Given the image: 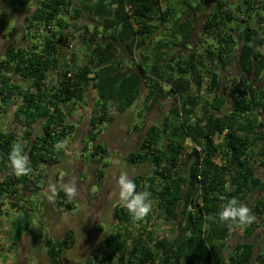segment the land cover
I'll use <instances>...</instances> for the list:
<instances>
[{
  "label": "trees",
  "instance_id": "trees-1",
  "mask_svg": "<svg viewBox=\"0 0 264 264\" xmlns=\"http://www.w3.org/2000/svg\"><path fill=\"white\" fill-rule=\"evenodd\" d=\"M29 1L34 7L23 26L34 38L25 43L23 32V44L10 42L0 59V111H12L20 124L32 168L27 176L12 174L7 157L16 134L0 131V218L6 214L4 200L19 212L4 231L9 241L32 231L34 209L24 189L40 190L39 171L62 161L64 147L55 145L74 133L76 117H70L92 89L96 99L81 151L103 172L108 164L105 147L96 142L100 124L140 100L151 108L169 97V108L126 157L135 165L151 164L150 173L129 176L137 191L152 193L150 213L133 220L116 203L103 251L81 264H264L263 247L248 240L228 244L236 224L216 215L223 199L242 202L264 191L255 168L264 169V0H231L233 5L227 0H10L9 5L25 13ZM199 13L204 18L195 34ZM73 42L81 50L75 51ZM229 67L237 75L227 76L228 85L221 86ZM103 172L98 169V182ZM56 196L60 205L73 207L62 188ZM248 208L264 221L263 195ZM152 218L170 223L171 238L150 224ZM254 227L253 221L245 225L247 237ZM73 242L71 230L61 238L47 237L51 262Z\"/></svg>",
  "mask_w": 264,
  "mask_h": 264
},
{
  "label": "rangeland",
  "instance_id": "rangeland-1",
  "mask_svg": "<svg viewBox=\"0 0 264 264\" xmlns=\"http://www.w3.org/2000/svg\"><path fill=\"white\" fill-rule=\"evenodd\" d=\"M227 1L230 5H233L231 0ZM9 2L10 0H0V34L2 36L5 35V32L24 34L28 29L27 26H23V18L30 13L31 8L34 6H31L27 13H16L13 8H10ZM203 18L204 16L199 13L194 20L195 34L201 30ZM82 21L90 23L87 19ZM26 35L25 43L32 41L34 38V32L32 31ZM6 37H9V34ZM6 37L0 38V59L7 47ZM10 42L12 41L10 40ZM23 42L20 41V38L16 40L18 45H22ZM73 48L75 51L81 50L75 42H73ZM134 58L137 59V56ZM229 68L230 72H222L224 77L221 86L228 85L227 76L237 75L235 67ZM255 85L260 86L261 82ZM143 91L145 92V90ZM168 98L165 97L151 108H144L142 101H137L126 112L121 114L114 112L115 117L112 120L99 125L96 142L105 147L103 161L108 164L103 172V167L95 169L96 165L100 166L98 162L96 164L87 163L86 160L90 156L86 155V158H84L81 151L87 134L91 108L96 99L95 91L90 89L83 108L76 109L74 116L70 117L71 120L76 117L74 118L76 127L74 133L65 139L64 150L66 154L62 161L57 165L46 166L45 169L39 171L40 177H38L36 183L40 190H37L36 194L24 189V197L31 199L30 207L34 209L31 219L29 218L32 231L27 230L25 234H22L19 241H15L16 243L9 241L10 237L7 238L4 231L7 230L9 221L13 220L19 212H15L14 209L11 210L9 204L5 200L3 201L2 209L6 214H3L0 218V264H81L85 258H92L95 254L99 255L103 251L104 238L113 231L112 226L115 222L112 209L118 203L116 178L122 172H126L129 176L150 173L151 164L149 162L135 165L128 162L126 157L129 152L138 149L148 126L162 123L169 108ZM141 110H143V113L139 115ZM77 119L80 121H76ZM15 121L12 111L10 113L0 111V131H13L16 134L15 142L24 145L23 139L20 138L21 126ZM134 125H137V128L134 129ZM96 142L92 143L95 145ZM255 166L258 175L264 179V169L257 164ZM98 169L101 173L103 172L100 182H98L96 176ZM2 174L5 173L2 172ZM66 184H75L77 189L76 196L68 198L73 206L72 208L60 205L57 202L58 197L56 195L54 199H48L52 186H55L57 192L59 188H63V185ZM259 195L264 196V191H257L255 195L250 193L242 200V203L248 207L253 199ZM158 220V218H152L150 224L156 225L157 223L156 226L159 232L162 233L161 230H163L165 231L164 234H168V237L171 238L170 233L173 229L172 226L170 227V223ZM253 223L255 230L248 237L245 234V226L242 227L236 224V227L232 229L230 236L227 238L228 244L235 245L238 242L248 240L256 244L257 248H264V221L254 217ZM67 230L73 232V245H69L68 248L64 249L57 263L53 260L51 262L44 240L47 237L61 238Z\"/></svg>",
  "mask_w": 264,
  "mask_h": 264
},
{
  "label": "clouds",
  "instance_id": "clouds-1",
  "mask_svg": "<svg viewBox=\"0 0 264 264\" xmlns=\"http://www.w3.org/2000/svg\"><path fill=\"white\" fill-rule=\"evenodd\" d=\"M2 38H4V36H2ZM7 40L5 42H7ZM9 43L10 41H8L7 45ZM65 144L66 141H61L55 145V148L59 150L63 148ZM7 163L12 174L17 177L27 176L32 171L29 156L25 151L24 145L20 142H14L11 145L8 152ZM116 187L118 203L126 210L133 220H140L150 213L152 209V193L147 189L137 191V184L126 172H122L118 175L116 178ZM62 190L68 198H73L77 194L75 184L63 185ZM55 195L56 188L52 186L48 199H54ZM216 215L221 222L234 223L239 226L250 224L254 219L247 205L234 197L223 199L222 203L218 206Z\"/></svg>",
  "mask_w": 264,
  "mask_h": 264
},
{
  "label": "crops",
  "instance_id": "crops-1",
  "mask_svg": "<svg viewBox=\"0 0 264 264\" xmlns=\"http://www.w3.org/2000/svg\"><path fill=\"white\" fill-rule=\"evenodd\" d=\"M8 1V0H7ZM211 1H213V0H211ZM4 3H5V1H4ZM31 3V1H29V3H28V10H29V8L31 7V6H33L32 4H30ZM25 13H27V12H25ZM26 16V15H25ZM25 16H24V18H25ZM203 16V15H202ZM24 18H23V20H24ZM8 34H9V37H6V36H8ZM6 37V40L7 41H10V40H13L14 41V39L15 40H18L19 38H20V41H23V34H16V33H7V32H5V35H4V38ZM0 38H2V35L0 36ZM261 82V81H260ZM261 85H262V82H261ZM260 85V86H261ZM256 86H258V85H256Z\"/></svg>",
  "mask_w": 264,
  "mask_h": 264
},
{
  "label": "water",
  "instance_id": "water-1",
  "mask_svg": "<svg viewBox=\"0 0 264 264\" xmlns=\"http://www.w3.org/2000/svg\"><path fill=\"white\" fill-rule=\"evenodd\" d=\"M241 167H242V166H239V168H241ZM199 211H200V206H199V205L195 206V208H194V210H193L194 219L197 218ZM255 249H256V248H255Z\"/></svg>",
  "mask_w": 264,
  "mask_h": 264
}]
</instances>
